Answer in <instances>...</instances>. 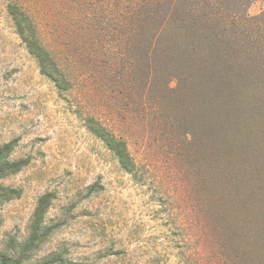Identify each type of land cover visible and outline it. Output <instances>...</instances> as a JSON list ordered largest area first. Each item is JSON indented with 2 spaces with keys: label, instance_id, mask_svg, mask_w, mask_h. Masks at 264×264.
<instances>
[{
  "label": "rangeland",
  "instance_id": "374dc122",
  "mask_svg": "<svg viewBox=\"0 0 264 264\" xmlns=\"http://www.w3.org/2000/svg\"><path fill=\"white\" fill-rule=\"evenodd\" d=\"M10 2L33 16L70 90L41 73ZM68 10L66 0H0V143L16 140L11 157L29 159L1 179L22 193L0 205V252L28 237L52 193V232L32 261L61 252L89 264H264V66L247 71L237 108L222 109L185 53L153 50L147 33L130 48L114 19L90 30ZM263 11L264 0L247 8ZM88 115L126 139L134 172Z\"/></svg>",
  "mask_w": 264,
  "mask_h": 264
},
{
  "label": "trees",
  "instance_id": "16d2710c",
  "mask_svg": "<svg viewBox=\"0 0 264 264\" xmlns=\"http://www.w3.org/2000/svg\"><path fill=\"white\" fill-rule=\"evenodd\" d=\"M66 1L71 16L90 30L98 29L97 21L104 23V19H114L116 31L132 36L129 38L130 48L132 44H137L141 35L147 33L153 50L165 46L185 53L187 60L192 59L195 64L202 65L201 77L208 75L211 83L216 84V95L222 100L218 101L222 109L237 108L238 97L243 92L241 85L247 83L243 80L250 79L247 71L252 72V68L261 71L260 67L264 66V11L257 16L247 13L249 4L254 0ZM93 2L96 4L93 5ZM7 10L19 37L37 60L41 73L52 79L59 90H70L72 83L67 71L52 49L42 41L33 16L19 2H10ZM85 122L87 128L114 153L123 169L130 173L136 170L125 138L118 136L93 115H88ZM16 142L0 143V205L20 197L22 193L21 189L1 181L29 163L27 158L11 157ZM53 198L52 193H45L39 198L28 237L22 242L11 238L7 249L0 252V264H89L71 261L61 252L32 261L33 253L52 232V226L46 224V215Z\"/></svg>",
  "mask_w": 264,
  "mask_h": 264
}]
</instances>
